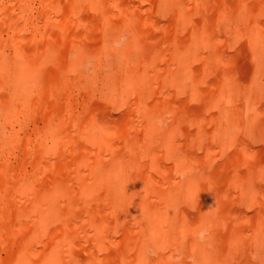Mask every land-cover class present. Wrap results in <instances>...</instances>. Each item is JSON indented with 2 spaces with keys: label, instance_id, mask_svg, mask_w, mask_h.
<instances>
[{
  "label": "bare ground",
  "instance_id": "obj_1",
  "mask_svg": "<svg viewBox=\"0 0 264 264\" xmlns=\"http://www.w3.org/2000/svg\"><path fill=\"white\" fill-rule=\"evenodd\" d=\"M16 1L0 173L23 189L0 253L264 264V0Z\"/></svg>",
  "mask_w": 264,
  "mask_h": 264
},
{
  "label": "rangeland",
  "instance_id": "obj_2",
  "mask_svg": "<svg viewBox=\"0 0 264 264\" xmlns=\"http://www.w3.org/2000/svg\"><path fill=\"white\" fill-rule=\"evenodd\" d=\"M9 0H0V10L1 11H6V8L5 7H3V5L5 4V3H7ZM1 4H3L2 6H1ZM18 3H17V1L16 0H12V5L13 6H18L17 5ZM38 6V5H37ZM13 8V7H12ZM16 10L17 11H19L18 10V8L16 9V7H15V12H16ZM13 11V10H12ZM44 13H45V11L41 14V16L43 17L44 16ZM2 14V13H1ZM1 16V15H0ZM38 16V15H37ZM45 17V16H44ZM2 17H0V23H1V19ZM11 35H12V33L10 32V36L8 35H4V38L3 39H0V55L1 56H4V55H7V54H9V53H11V52H13V51H15V46H14V43H20L19 42V40H17L16 38L13 40L12 39V37H11ZM14 48V49H13ZM1 100V99H0ZM10 109H12V108H10ZM9 108H6V110H10ZM5 110H0V122L3 120V119H5V117L7 116L6 114H5V112H4ZM8 112V111H7ZM1 128L2 127H0V131H1ZM2 131L0 132V155H1V153L2 152H4L5 151V149H6V153H9L8 154V157H11L12 155H11V153L10 152H8V149L10 148V150H13V148L12 147H14V142L13 141H8V137L6 136V137H2ZM3 139V141H1ZM4 140H6V142L4 143ZM8 141V142H7ZM1 142H2V145H1ZM9 143V145H10V147L9 148H6L3 144H8ZM13 143V144H12ZM4 146V147H3ZM12 146V147H11ZM3 147V148H2ZM12 148V149H11ZM3 165L0 163V172L2 173V171H4V170H6V169H4L5 168V166L4 167H2ZM2 167V168H1ZM8 170V169H7ZM0 173V219H1V213L2 212H5V210L7 209V208H9L8 206H11L12 204H14V200L16 199V198H18V196L21 194V192H22V186L18 183L17 184V182H16V184H14V183H12V177H10V176H8V175H12V174H7V182L8 183H6V184H3L2 182H3V176H4V174H3V176L1 177V174ZM4 173H6V171H4ZM13 210H11V212H12ZM2 221V222H1ZM0 221V252H1V249H3L2 248V245H3V235H4V231H5V229L7 228V227H5V225H6V223H5V220L4 219H2ZM17 228V227H16ZM12 230H10V231H13L14 229L13 228H11ZM4 230V231H3ZM3 231V232H2ZM4 240H5V237H4ZM6 243V242H5ZM0 255H1V257H0V264L2 263V264H4V261L3 260H5L6 262H7V264H12V261L11 260H9L10 258H9V256L7 255L6 256V254L5 253H3L2 252V254L0 253ZM3 257V258H2ZM5 257V258H4ZM2 258V259H1ZM7 258V259H6ZM10 262V263H9Z\"/></svg>",
  "mask_w": 264,
  "mask_h": 264
}]
</instances>
